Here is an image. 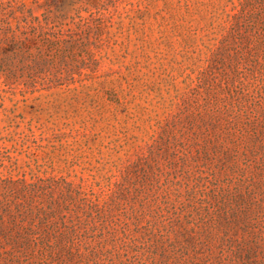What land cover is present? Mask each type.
<instances>
[{"label":"rangeland","instance_id":"obj_1","mask_svg":"<svg viewBox=\"0 0 264 264\" xmlns=\"http://www.w3.org/2000/svg\"><path fill=\"white\" fill-rule=\"evenodd\" d=\"M0 264H264V0H0Z\"/></svg>","mask_w":264,"mask_h":264}]
</instances>
